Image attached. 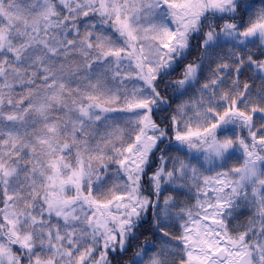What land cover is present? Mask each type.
<instances>
[{
  "label": "snow or ice",
  "instance_id": "snow-or-ice-1",
  "mask_svg": "<svg viewBox=\"0 0 264 264\" xmlns=\"http://www.w3.org/2000/svg\"><path fill=\"white\" fill-rule=\"evenodd\" d=\"M0 264H264V0H0Z\"/></svg>",
  "mask_w": 264,
  "mask_h": 264
}]
</instances>
